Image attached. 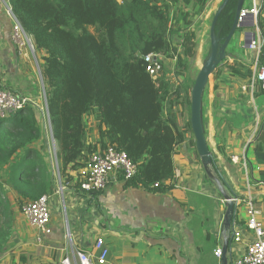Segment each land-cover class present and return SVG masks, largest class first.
Returning <instances> with one entry per match:
<instances>
[{
	"label": "trees",
	"instance_id": "trees-1",
	"mask_svg": "<svg viewBox=\"0 0 264 264\" xmlns=\"http://www.w3.org/2000/svg\"><path fill=\"white\" fill-rule=\"evenodd\" d=\"M238 1L229 0L217 19L214 35L221 43L232 27ZM7 2L16 22L31 37L35 52L42 55L40 74L57 145V173L61 184L81 192L79 172L87 167L94 153L112 146L124 152L136 166L135 176L125 182L126 188H142L153 194L173 190V157L177 146L190 135L189 144L195 149L190 126L191 96L182 89L174 91L165 80L162 67L152 78L146 71L144 57L160 55L185 68L195 57L194 25L208 0ZM257 28L264 40V5ZM238 32L241 30L235 35ZM232 40L226 49V59L228 55L236 56L227 53ZM232 59V63L224 65L226 73L250 81L251 66L236 57ZM257 61L264 68V44ZM213 76L215 80L219 77L217 68ZM254 90L253 86V103ZM259 93L264 94V90L258 84L256 95ZM240 98L242 103H235L234 116H215V139H220L219 143L225 144L229 131L248 127L253 121L250 99ZM214 111L218 113L219 108ZM201 112L203 123V100ZM90 117L98 130L95 143L88 140ZM37 118L34 109L25 108L7 120H0V249L8 244L12 230V205L8 195L15 196L22 208L42 196L49 197L56 187L54 173L33 147L41 136ZM204 136L207 138L205 131ZM252 152L258 164L264 166V119ZM250 162H246L249 169ZM210 170L212 175L206 174L207 179L223 186L213 159ZM71 173L77 175L73 177ZM257 174L264 182V170L259 169ZM97 194L91 193V196ZM21 258L24 263L28 262V258Z\"/></svg>",
	"mask_w": 264,
	"mask_h": 264
},
{
	"label": "crops",
	"instance_id": "crops-1",
	"mask_svg": "<svg viewBox=\"0 0 264 264\" xmlns=\"http://www.w3.org/2000/svg\"><path fill=\"white\" fill-rule=\"evenodd\" d=\"M216 5L214 2L207 4L197 23L205 27L208 19L217 12ZM251 6L252 0H244L243 8ZM9 9L7 0H0V88L29 96L44 105L40 77L42 55L28 49L21 53L17 51L10 38L16 20ZM247 31L250 30H241L234 36L227 53H234L249 63L254 53L244 47L243 34ZM252 31L259 35L255 28ZM256 40L261 46L264 44L260 35ZM213 102L212 99L209 105L208 101L203 105L205 122L202 125L223 186L207 179L196 148L189 144L187 135L173 157V190L164 194L148 193L142 188H126L125 181L120 178L112 181L103 192L91 196V193H77L60 181L49 196L51 233L42 235L22 217L14 227V236L0 249V264H58L74 250L97 255L94 242L98 238L103 239L108 249L105 264H223V254L218 259L214 251L222 249L228 239L224 263L231 264L241 257L252 240V233L246 228L245 203L251 202L260 212L257 219L264 229V182L257 174L264 166L258 164L257 157L249 150L247 158L251 161V169L248 168L241 141L214 142L215 116L221 117L222 113L220 110L214 113ZM256 102L258 114L264 117V97H257ZM179 123L182 124L180 118ZM207 123H210V131L206 128ZM88 127L89 142H97L98 130L92 117ZM210 138L212 147L208 145ZM223 194L240 201L229 229L225 227ZM233 225L241 232L239 243L232 240ZM20 257L28 258V262L24 263Z\"/></svg>",
	"mask_w": 264,
	"mask_h": 264
},
{
	"label": "built area",
	"instance_id": "built-area-1",
	"mask_svg": "<svg viewBox=\"0 0 264 264\" xmlns=\"http://www.w3.org/2000/svg\"><path fill=\"white\" fill-rule=\"evenodd\" d=\"M262 5H264V0H252L250 8H242L241 10L242 17L252 16V21L258 33L257 19ZM245 21L250 22L247 19ZM258 37L259 35L257 34L256 38L258 39ZM10 38L19 53L24 49H28L31 53L35 52L31 37L23 31L17 22H15L11 30ZM256 38L248 46L247 50L254 53L252 59L254 63L253 81L257 82L261 86V89L264 90V68L260 67L257 61L261 44L257 42ZM144 62L147 64L146 71L152 78H155L161 70V56L148 55L144 57ZM25 108H32L37 112L43 111L45 108L50 127L45 102L44 105L39 104L29 96L18 95L10 89L0 88V120H7L16 112ZM52 141L56 144L53 137ZM79 173L81 192L86 194L101 193L114 180L121 178L122 181L126 182L133 178L136 174V166L128 159L124 152L117 151L115 147L108 146L106 149L94 153L90 157L87 167ZM232 201L236 209L240 201L235 197ZM245 209L247 215L246 228L252 233V240L247 244L243 255L233 260L231 264H264V229L257 219L260 212L253 207L251 202L245 203ZM21 214L25 221L42 235H49L51 233V229L49 228L50 212L48 196H42L36 201L25 203L21 208ZM232 233L233 242L239 243L241 241L240 230L236 229L233 225ZM94 248L97 255H93L85 250H74L71 254H66L58 264H105L108 249L102 238L95 240ZM214 256L220 259L222 257V249L216 248Z\"/></svg>",
	"mask_w": 264,
	"mask_h": 264
},
{
	"label": "rangeland",
	"instance_id": "rangeland-1",
	"mask_svg": "<svg viewBox=\"0 0 264 264\" xmlns=\"http://www.w3.org/2000/svg\"><path fill=\"white\" fill-rule=\"evenodd\" d=\"M224 0H208L209 4L210 2L217 3L215 9L216 11L220 8L222 2ZM262 8V6H261ZM215 12V11H214ZM215 15V13H214ZM213 15V17H214ZM208 19L206 22V26L203 27L200 25V23L195 22L194 30L196 34L201 36L200 39L197 38V46H196V54L195 57L187 62V65L185 68L177 67L175 60H168L165 57L161 56V67L162 71L165 76V80L170 84L171 88L175 91L177 89H182V91H185L188 95L191 96V91L194 86L195 79L198 75V73L201 71L203 65L207 61L210 53H211V35H210V26H211V19ZM204 30V31H203ZM90 32L93 33V30L90 29ZM213 39H217L214 35ZM218 40V39H217ZM219 46L223 43L218 41ZM227 56V61L224 63L221 62L217 66V69L219 71V77L217 80H215L212 75L209 77L208 82L206 83V86L204 88L203 94H202V100L203 105L206 104V101L209 103L213 99L214 109L219 108L220 112L222 113V116L224 117H231L236 114L235 109L237 108L236 104L239 105L240 102L242 103V100L240 97H244L246 99H250L251 102V113L253 121L250 126L248 127H237L234 131H229L230 136L226 137V142L229 141V139H232L234 142L239 143V141L243 142V155L245 157V154L249 152V150H252L253 145L256 140V136L260 130V126L263 123L264 117H261L263 114H258L259 112V106L256 102V100L253 103V96H252V88L255 87L254 95L257 97H264L263 93H259L256 95L258 91V83L253 81V77L250 81L247 80H241L238 78L230 77L226 72L227 69L224 66L226 62L230 63L229 60H232V57H236L241 61H244L243 58L240 56ZM224 61V60H223ZM251 66V69L253 71L254 63L251 59L248 63ZM215 85H217V88L215 89ZM227 100H231L229 103L224 102ZM236 103V104H235ZM241 106V105H240ZM239 107V106H238ZM209 110L206 111V115H208ZM38 121L41 128V136L40 138L33 144V147L39 151L40 157L43 159L44 163L47 165L48 169L54 173V176L56 177V185L60 182L58 173H57V161H56V155L55 151H57V145L53 143L52 141V134L50 127L48 125L47 117H46V110L44 108L43 111H38ZM184 115L187 119L189 117L188 109H184ZM89 122V119H88ZM206 128L208 131H210V123L206 124ZM217 133V131H216ZM189 139H192V136L189 135ZM214 142L217 143L215 136H214ZM220 140V139H219ZM228 140V141H227ZM209 146H213V142L211 141V138L208 142ZM246 162H249V159H246ZM248 165V163L246 164ZM257 167L254 166V169ZM261 170H264V168H259ZM56 189V187H55ZM8 199L10 200V204L12 205V210H10V219H11V235L10 238L14 236V227H17L18 223L22 221V214H21V208L16 202L15 196L12 194L8 195ZM6 247V246H5Z\"/></svg>",
	"mask_w": 264,
	"mask_h": 264
},
{
	"label": "water",
	"instance_id": "water-1",
	"mask_svg": "<svg viewBox=\"0 0 264 264\" xmlns=\"http://www.w3.org/2000/svg\"><path fill=\"white\" fill-rule=\"evenodd\" d=\"M228 1L229 0H224L222 2L220 8L217 10V12L215 13L213 17V20L210 26V35L212 39L211 40V53L207 61L203 65L201 71L198 73L195 79V82H194L193 89L191 91V104H190L191 132L194 138L196 152L200 159L202 167L204 168L206 174L210 176L212 175L211 170H210V167L212 165V157H211L210 151L207 146V142L204 136L203 125H202V112H201L202 94L206 86V83L208 82L209 77L215 71L219 63H221L226 58V49L228 47V44L232 40L233 36L235 35L236 31L238 29L239 30H250L243 34L244 47L246 49L252 42L255 41V38H256V33L252 31V29L255 28V25L252 21V16L251 15H248L247 17L241 16V10L243 8L244 0H239L238 6L236 8V15H235L234 22L223 44L221 45V47L218 44L219 40L213 39L215 24L222 10L225 8L226 4L228 3ZM9 13L12 14L11 9H9ZM246 19L249 20L250 22L249 23L246 22L245 21ZM41 82H42V77H41ZM42 87H43V83H42ZM43 93H44V89H43ZM44 99H45V104H46L45 94H44ZM46 108H47V105H46ZM50 130H51V126H50ZM51 134H52V131H51ZM223 197L226 202L225 227L226 229H229L231 227V223L235 215V205L232 201V199H234V196L229 197L227 194H223ZM228 244H229V239L225 241L222 247L223 264H225L224 262H225L226 252L228 249Z\"/></svg>",
	"mask_w": 264,
	"mask_h": 264
}]
</instances>
